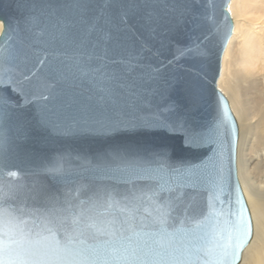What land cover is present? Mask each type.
I'll list each match as a JSON object with an SVG mask.
<instances>
[{
	"label": "water",
	"instance_id": "water-1",
	"mask_svg": "<svg viewBox=\"0 0 264 264\" xmlns=\"http://www.w3.org/2000/svg\"><path fill=\"white\" fill-rule=\"evenodd\" d=\"M229 2L0 0V204L46 214L111 193L139 209L138 234L116 243L111 218L96 217L101 234L74 251L94 264H163L155 247L138 250L161 221L155 195L174 220L199 218L191 231L169 221V242L236 227L214 254L239 264L253 222L238 124L217 85Z\"/></svg>",
	"mask_w": 264,
	"mask_h": 264
},
{
	"label": "snow or ice",
	"instance_id": "snow-or-ice-1",
	"mask_svg": "<svg viewBox=\"0 0 264 264\" xmlns=\"http://www.w3.org/2000/svg\"><path fill=\"white\" fill-rule=\"evenodd\" d=\"M2 71L3 69L0 68V72ZM160 191L171 192L172 189L161 187ZM177 198L181 197L178 195ZM141 199L151 204L148 195ZM152 199L158 200L159 207L151 206L153 213L161 216V221L156 231L152 233V239L143 241L139 251L155 247L163 264H232L226 256H217L214 253L218 248L226 252L232 247L236 227L224 232L210 228L194 241L169 242V237L172 235L168 231L169 221L177 225L183 224L188 231H191L200 226L199 218L174 220L175 208L172 205H164L155 195ZM137 211L139 209H133L128 201L111 193L102 201L68 202L62 210H54L46 214L11 209L0 204V264H94L89 257L74 251V248L76 244L81 243V237L95 238L101 234L99 230H92L96 217L111 218L112 235L119 234L116 243L125 239L130 243L138 234L137 227L132 223L136 219ZM206 216L207 214L205 218ZM143 227L144 225L141 224L139 232H143ZM125 233H128L127 237ZM244 244H247V241H244ZM133 258L142 259V257ZM112 259L116 260L115 257ZM120 259L127 260L129 257L123 256ZM150 264H158V262L151 261Z\"/></svg>",
	"mask_w": 264,
	"mask_h": 264
},
{
	"label": "bare ground",
	"instance_id": "bare-ground-1",
	"mask_svg": "<svg viewBox=\"0 0 264 264\" xmlns=\"http://www.w3.org/2000/svg\"><path fill=\"white\" fill-rule=\"evenodd\" d=\"M228 9L233 29L217 85L238 124L237 172L253 222L239 264H264V0H230Z\"/></svg>",
	"mask_w": 264,
	"mask_h": 264
}]
</instances>
